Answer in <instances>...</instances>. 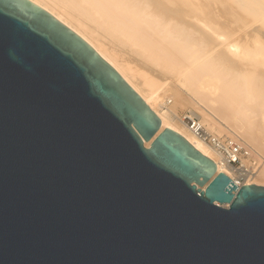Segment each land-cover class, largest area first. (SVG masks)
Segmentation results:
<instances>
[{
	"label": "water",
	"instance_id": "obj_1",
	"mask_svg": "<svg viewBox=\"0 0 264 264\" xmlns=\"http://www.w3.org/2000/svg\"><path fill=\"white\" fill-rule=\"evenodd\" d=\"M0 264H264L237 186L97 53L0 0Z\"/></svg>",
	"mask_w": 264,
	"mask_h": 264
},
{
	"label": "bare ground",
	"instance_id": "obj_2",
	"mask_svg": "<svg viewBox=\"0 0 264 264\" xmlns=\"http://www.w3.org/2000/svg\"><path fill=\"white\" fill-rule=\"evenodd\" d=\"M28 1L121 72L161 125L236 183L183 113L249 148L257 172L246 184L264 186V0Z\"/></svg>",
	"mask_w": 264,
	"mask_h": 264
},
{
	"label": "built area",
	"instance_id": "obj_3",
	"mask_svg": "<svg viewBox=\"0 0 264 264\" xmlns=\"http://www.w3.org/2000/svg\"><path fill=\"white\" fill-rule=\"evenodd\" d=\"M182 120L198 138L207 142L218 152L223 163L235 174L237 186H242L254 179L257 166L252 161V152L249 148L232 138L214 135L194 113L185 111Z\"/></svg>",
	"mask_w": 264,
	"mask_h": 264
}]
</instances>
